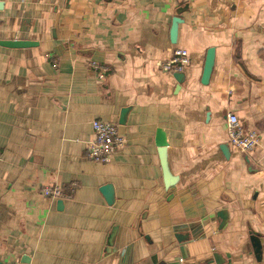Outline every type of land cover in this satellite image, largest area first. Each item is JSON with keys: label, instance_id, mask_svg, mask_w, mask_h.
<instances>
[{"label": "crops", "instance_id": "0c3cea01", "mask_svg": "<svg viewBox=\"0 0 264 264\" xmlns=\"http://www.w3.org/2000/svg\"><path fill=\"white\" fill-rule=\"evenodd\" d=\"M0 15V264H264V0H0ZM177 47L180 85L161 67ZM231 113L253 151L230 144ZM94 120L126 140L108 163L89 157Z\"/></svg>", "mask_w": 264, "mask_h": 264}, {"label": "built area", "instance_id": "2783aa9c", "mask_svg": "<svg viewBox=\"0 0 264 264\" xmlns=\"http://www.w3.org/2000/svg\"><path fill=\"white\" fill-rule=\"evenodd\" d=\"M2 18L0 15V24ZM90 66L98 71L101 77H105L109 68L95 60H91ZM190 63V55L187 49L177 47L173 51L172 58L164 62L161 67L171 73H182ZM95 138L91 143L89 157L95 161L108 163L113 155L125 146L126 140L119 133L117 125L103 121L94 120L92 123ZM228 137L230 144L241 153H249L260 144V134L256 129L245 128L238 116L234 113L228 116ZM44 196L50 198H69L70 193L65 192L58 185L44 186L41 189Z\"/></svg>", "mask_w": 264, "mask_h": 264}, {"label": "water", "instance_id": "95a60500", "mask_svg": "<svg viewBox=\"0 0 264 264\" xmlns=\"http://www.w3.org/2000/svg\"><path fill=\"white\" fill-rule=\"evenodd\" d=\"M182 22V19L180 17H175L173 20V25L171 28V39L173 43L177 42L178 37V31H179V24ZM2 44L10 47H28L33 44L32 41L29 40H8L6 42H2ZM214 64V49L211 48L208 51L207 59L205 62L204 72H203V82H207L209 80V77L211 75L212 67ZM175 77L179 81V85L184 81L185 74L184 73H175ZM129 111V108H124L122 111V118L124 119L127 115V112ZM124 121V120H123ZM222 149L224 150L225 154L229 155V147L224 144L222 146ZM160 157L163 167V173H164V179L166 186H174L178 182V176L174 175L168 160V143L166 141H161L160 143ZM103 192L106 194L108 201L113 200V188L110 184L105 185L103 187ZM219 217H223V212L220 211L218 213ZM221 256L218 253H214L213 255V261L217 262L218 264H221L220 262ZM161 264H166L165 262Z\"/></svg>", "mask_w": 264, "mask_h": 264}]
</instances>
